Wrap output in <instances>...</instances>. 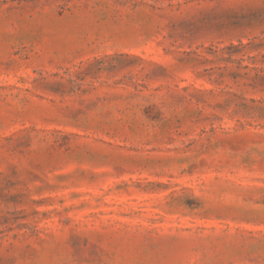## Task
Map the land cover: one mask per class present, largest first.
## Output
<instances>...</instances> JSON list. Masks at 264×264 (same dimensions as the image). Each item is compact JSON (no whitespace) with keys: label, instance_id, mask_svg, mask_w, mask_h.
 Listing matches in <instances>:
<instances>
[{"label":"rangeland","instance_id":"rangeland-1","mask_svg":"<svg viewBox=\"0 0 264 264\" xmlns=\"http://www.w3.org/2000/svg\"><path fill=\"white\" fill-rule=\"evenodd\" d=\"M0 264H264V0H0Z\"/></svg>","mask_w":264,"mask_h":264}]
</instances>
